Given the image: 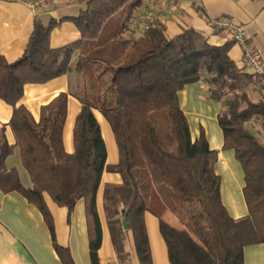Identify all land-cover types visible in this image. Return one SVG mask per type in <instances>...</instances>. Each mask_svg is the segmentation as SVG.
Masks as SVG:
<instances>
[{
  "label": "trees",
  "instance_id": "1",
  "mask_svg": "<svg viewBox=\"0 0 264 264\" xmlns=\"http://www.w3.org/2000/svg\"><path fill=\"white\" fill-rule=\"evenodd\" d=\"M84 1L77 16L62 18L72 20L85 41L75 69L85 74L94 66H107L115 101L111 107L98 105L99 84L97 80L88 83L85 76L82 87L74 92L81 109L72 126L70 153L62 141L66 92L42 105L37 120L23 105H17L25 84L44 83L69 72L72 53L80 44L53 49L48 35L56 20L42 23L36 19L23 53L15 61L8 62L0 54V99L13 108L8 125L31 186L19 182L14 168H5L11 146L0 129V187L16 190L37 205L60 264L74 262L69 250L54 242L52 219L42 194L68 211L84 201L89 259L91 264H99L101 227L95 192L104 171L122 177L121 185L106 186L102 191L109 232L122 262L126 260L121 245L125 219L134 233L140 264H152L144 231L143 216L148 211L158 219L170 264H244V247L264 243V141L249 128L256 122L264 129V98L249 94L260 84L259 77L237 68L227 55L228 43L210 44L190 27L166 37L163 26L154 22L140 38L123 39L118 34L125 28L124 21L110 40L100 35L106 20L123 5L131 2L133 6L140 0ZM196 81L206 83L208 96L220 102L216 121L223 136L221 148H231L242 166L247 214L241 218L227 214L220 201V178L214 170L218 150L210 149L202 131L192 139L178 102V91ZM93 109L100 111L111 128L118 148L116 164L106 162V147ZM159 120L165 122L166 138L159 134ZM144 175L150 195L141 191ZM167 210L179 227L162 217Z\"/></svg>",
  "mask_w": 264,
  "mask_h": 264
},
{
  "label": "crops",
  "instance_id": "2",
  "mask_svg": "<svg viewBox=\"0 0 264 264\" xmlns=\"http://www.w3.org/2000/svg\"><path fill=\"white\" fill-rule=\"evenodd\" d=\"M34 0H0V54L8 61H15L22 53L28 41L33 22L37 19L42 23L50 19L57 24L51 29L50 46L61 47L80 42L72 53L69 61L71 70L44 83H28L23 87V93L17 105H23L38 119L40 108L48 103L59 92L67 93V113L62 131V141L66 152L73 151L72 126L75 117L81 109V102L74 94L82 87L86 74L75 69L79 56L82 54L79 30L70 19L65 17L77 16L84 0H44L32 6ZM119 13L120 16H116ZM109 19L101 29L100 35L112 38L125 21V28L118 37L123 39L140 38L143 32L132 31L131 24L153 16L154 22L163 26L166 37H172L186 28H193L200 32L213 45L229 44L228 54L237 68H243L241 47L233 42L230 34L224 30H213L209 20L218 16H225L244 28L250 34L249 41L255 44L264 54V0H140L131 6V2ZM145 20V19H144ZM147 20V19H146ZM99 38V37H97ZM97 38L95 39L97 41ZM91 67V66H90ZM245 69V68H244ZM252 97L264 98V86L256 84L250 89ZM206 83L196 81L185 84L178 91V102L184 112L192 139L200 132L208 142L210 149H216L217 159L214 170L220 178V201L227 214L237 219L245 216L247 206L244 200L242 186L244 185L243 170L234 156L231 148H221L223 136L218 125L217 114L220 102L210 98ZM13 108L0 99V129L3 130L6 143L11 146V152L6 155L4 165L6 169L17 171L20 183L31 186V180L22 165L19 150L12 130L8 125ZM102 140L106 147V162H118V148L108 122L98 109H93ZM254 134H258L264 141V129L258 123L249 126ZM121 175L117 172L104 171L96 193V208L101 227V244L98 249L99 264H140L136 254L134 233L131 229L123 228L122 253L125 262L118 258V252L113 245L110 229L103 206L104 188L110 185H121ZM43 200L51 216L54 242L66 247L74 264H91L88 248V226L85 214V204L81 199L68 211L66 207L57 205L49 195L43 193ZM144 231L147 236L150 259L152 264H170L166 244L160 233L158 219L152 213H144ZM168 223L179 227L178 220L167 210L162 216ZM37 205L27 200L16 190L6 191L0 187V264H60L58 254L53 247L50 229ZM244 264H264V243L246 245L243 249Z\"/></svg>",
  "mask_w": 264,
  "mask_h": 264
},
{
  "label": "built area",
  "instance_id": "3",
  "mask_svg": "<svg viewBox=\"0 0 264 264\" xmlns=\"http://www.w3.org/2000/svg\"><path fill=\"white\" fill-rule=\"evenodd\" d=\"M43 1L44 0H34L32 6H36ZM137 19L138 21L131 24L133 32L137 30H140V32L146 31L155 21L153 16L145 17V20L142 18ZM209 25L213 30H224L230 34L233 42L241 47L243 68L258 76V81L264 86V54H262V51L255 44L249 41L250 34L247 29L244 28L245 26L239 25L225 16L211 18V20H209Z\"/></svg>",
  "mask_w": 264,
  "mask_h": 264
},
{
  "label": "rangeland",
  "instance_id": "4",
  "mask_svg": "<svg viewBox=\"0 0 264 264\" xmlns=\"http://www.w3.org/2000/svg\"><path fill=\"white\" fill-rule=\"evenodd\" d=\"M116 16H120L119 13L116 14ZM125 59V58H124ZM126 60V59H125ZM121 65V64H120ZM99 67L94 66L93 68H90L89 70H87L86 74V79L88 80V83L90 82H95L94 80H97V85L99 84V88H100V94H99V99L98 100V105L104 106V107H111L110 103L112 101H115V93L114 90L112 88V86H110L109 84V77H110V73L109 71L107 72V66L105 65H98ZM96 83H95V87H96ZM109 86V87H108ZM165 122L163 120H159V125H158V131L159 134L163 137L166 138L165 136H167V129L166 126L164 124ZM142 173L147 174V172L144 170L142 171ZM148 177L147 175H144V177H142V190L145 193H149L145 180ZM151 194V192L149 193V195Z\"/></svg>",
  "mask_w": 264,
  "mask_h": 264
},
{
  "label": "water",
  "instance_id": "5",
  "mask_svg": "<svg viewBox=\"0 0 264 264\" xmlns=\"http://www.w3.org/2000/svg\"><path fill=\"white\" fill-rule=\"evenodd\" d=\"M122 225H123V228H126L127 227V224H126L125 219H122Z\"/></svg>",
  "mask_w": 264,
  "mask_h": 264
}]
</instances>
